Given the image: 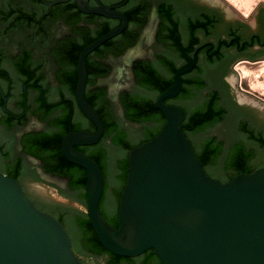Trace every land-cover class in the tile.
Returning a JSON list of instances; mask_svg holds the SVG:
<instances>
[{"label":"flooded vegetation","instance_id":"obj_1","mask_svg":"<svg viewBox=\"0 0 264 264\" xmlns=\"http://www.w3.org/2000/svg\"><path fill=\"white\" fill-rule=\"evenodd\" d=\"M213 1H203L195 9L199 0H0V172L18 180L35 205L56 216L69 231L71 217L64 211L72 207L56 195L80 201L70 188L73 176L67 169L57 170L56 153L62 152L63 138L71 129L96 132L95 124L79 108L72 87L75 72L77 82L79 78L75 57L79 60L86 46L122 25L120 33L88 54L86 90L104 92L129 141L142 142L152 131L151 125L144 128L128 119L123 102L126 94H150L138 85L137 64L153 63L168 76L162 58H173L179 68L188 62L187 56L197 53V63L183 76V81L186 77L206 82L196 92L203 93L194 108L206 105L213 93L225 108L220 122L190 136L198 150L209 137H216L221 145L214 161L204 162L206 172L226 182L236 174L263 167L264 125L257 120L264 112V102L241 90L234 65L242 58L264 57V12L245 17L231 12L226 0ZM166 4L175 10L180 46L170 39V22L162 14ZM102 6L109 14L94 11ZM185 7L189 10L183 12ZM250 18L255 21L250 23ZM181 92L168 104L184 107L188 116L183 101L193 98L182 97ZM135 130L139 131L137 138L132 137ZM193 135L200 137L198 144ZM52 136L58 138L59 148L48 145L46 139ZM75 147L97 162L107 150L115 179L120 178L121 165L132 150L116 144L105 132L96 144ZM48 177L65 183L58 185ZM121 185L114 188L111 201H107L110 185L104 186L102 210L110 222L119 211ZM128 258L122 264H161L152 249ZM98 259L107 263L104 257Z\"/></svg>","mask_w":264,"mask_h":264},{"label":"water","instance_id":"obj_2","mask_svg":"<svg viewBox=\"0 0 264 264\" xmlns=\"http://www.w3.org/2000/svg\"><path fill=\"white\" fill-rule=\"evenodd\" d=\"M199 1L195 9L209 0ZM214 1L221 4L220 0ZM226 1L245 17L264 12V0ZM188 10L185 7L183 12ZM94 11L109 14L103 6ZM120 17L126 23V18ZM249 21L253 23L255 19ZM124 26L90 43L78 60L75 96L83 114L95 124L96 132L71 129L61 149L69 162L87 170L88 207L56 196L72 209L87 213L102 245L118 256L136 257L152 249L161 264H264V166L236 174L226 182L210 176L184 132L186 109L166 103V99L182 91L183 76L197 63V53L186 57L188 62L177 69L170 87L157 97V106L166 118L161 131L129 152L118 227L103 216V171L96 160L75 146L96 144L105 132L102 118L85 98L86 58ZM234 70L241 90L264 102V57L242 58ZM201 93L183 101L189 111L199 103ZM150 95L155 97L156 93ZM257 122L264 125V112L259 113ZM138 135L135 130L132 137ZM193 138L198 144L200 137ZM48 178L58 185L65 183L57 177ZM109 185L107 201L115 198L118 182L110 179ZM82 259L87 264H107L103 259L79 256L62 221L40 210L18 180L0 172V264H84Z\"/></svg>","mask_w":264,"mask_h":264},{"label":"trees","instance_id":"obj_3","mask_svg":"<svg viewBox=\"0 0 264 264\" xmlns=\"http://www.w3.org/2000/svg\"><path fill=\"white\" fill-rule=\"evenodd\" d=\"M162 14L163 17L170 22V39H172V42L175 45L180 46L179 23L175 17V10L166 4L162 6ZM75 62H78V57H75ZM161 62L169 70L170 75L167 76L163 74L153 63L139 62L136 66L138 85L150 93L155 92L156 96L160 95L170 87L173 82L174 74L178 69L174 59L171 57H164L161 59ZM74 77L75 79L73 80L72 86L73 90H75L77 83L76 72ZM205 85L206 82L204 80H194L185 77L183 81V90L180 96L187 99L194 98L197 90L203 89ZM156 96L152 97L150 94L132 93L126 94L123 97L128 119L132 122L141 124L144 128H148L149 125L152 126V131L148 133L146 138L142 142L135 143L133 141L130 142L127 138L126 132L123 131L121 121L112 113L109 104L104 99L105 94L103 91L87 89L85 94L86 100L97 110L102 118L106 136L112 137L116 144L129 149H133L143 142L150 140L153 136L157 135L164 126L166 118L157 106ZM218 98L219 96L216 93H213L208 97L206 105L196 107L188 112V116L183 122V127L184 132H186L189 138L191 134H199L202 131L210 129L224 117L225 108L219 105ZM166 102H170V99H166ZM65 123H67V121ZM46 140L48 141V145L55 144L57 146L59 143L58 138L55 136L49 137ZM194 148L198 157L203 162H213L221 151V145L216 137L204 139L200 150L195 146ZM107 155L108 151L104 150L101 158L98 160V164L107 176V183L105 184L106 189L110 184V179L112 181H117L118 183L121 182V189L117 195L119 200L127 181L129 167L128 160L121 165L119 171L120 178L115 179L116 177L114 178L111 174V170L108 166ZM55 162L57 164V170L61 171L67 169L69 174L73 176L70 188L76 193L75 198L88 207L86 194L87 170L80 166L72 169L71 166L76 164L69 162L63 156L60 149L56 153ZM100 206L103 216L108 222H110L102 210V202ZM64 214L71 217V224L68 225V232L72 238L73 249L78 255L85 254L94 258L104 257L108 264H122L125 259H129L128 257L115 255L105 249L93 229L87 213L69 208L64 211ZM117 219L118 209L116 210L115 216L112 217L113 221L110 223H113L114 226L118 227Z\"/></svg>","mask_w":264,"mask_h":264},{"label":"crops","instance_id":"obj_4","mask_svg":"<svg viewBox=\"0 0 264 264\" xmlns=\"http://www.w3.org/2000/svg\"><path fill=\"white\" fill-rule=\"evenodd\" d=\"M228 6H230L235 12H237V11L235 10V8H234L230 3L228 4ZM237 13H238V12H237ZM250 19H251V18H250ZM250 19H249V20H250Z\"/></svg>","mask_w":264,"mask_h":264}]
</instances>
